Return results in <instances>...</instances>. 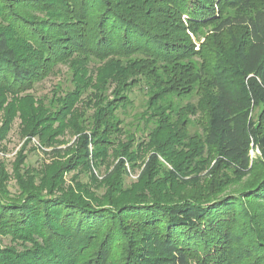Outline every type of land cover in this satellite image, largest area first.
Wrapping results in <instances>:
<instances>
[{"label": "trees", "instance_id": "1", "mask_svg": "<svg viewBox=\"0 0 264 264\" xmlns=\"http://www.w3.org/2000/svg\"><path fill=\"white\" fill-rule=\"evenodd\" d=\"M257 1L0 0V140L17 117L27 138L12 173L0 158V264H264ZM59 64L72 87L25 93ZM135 87L147 100L131 128ZM33 137L52 148L37 169ZM128 167L143 168L129 185Z\"/></svg>", "mask_w": 264, "mask_h": 264}, {"label": "rangeland", "instance_id": "2", "mask_svg": "<svg viewBox=\"0 0 264 264\" xmlns=\"http://www.w3.org/2000/svg\"><path fill=\"white\" fill-rule=\"evenodd\" d=\"M257 8H262L264 9V0H258L256 3ZM227 13L229 14H233L232 10H228ZM207 29L209 28H205V29H201V35H200V40H198L196 42V37L194 35V41L197 44V48L198 49L200 47V44L204 41V35L207 31ZM242 31V29H240ZM239 30V31H240ZM199 60L200 57L195 58V60ZM91 63V67H95V65L98 64V62L92 60L90 61ZM60 87V89H64V90H68V88L72 87V83H71V69L69 65L66 64H59L56 66L55 68V72L54 74H51L50 76H48L47 78H45V80L39 81V83H37L34 88L29 89L28 91H25V93H32L34 94L37 99H40L42 97H45L47 100H50L53 96H54V91H56V87ZM24 93V94H25ZM22 92V96L24 95ZM131 98L133 100V106L129 108V110L127 111V114H124L123 119L126 120V124H128L129 127L131 128H135L139 122L138 116L140 115V113L145 110V102L147 100V93L144 90H140L139 88L135 87L133 88L132 92H131ZM174 102H176L179 105H184L187 103H192V104H196L197 100H198V95L196 92L194 93H189V94H185L184 96L178 97L176 95H174V98H172ZM260 111V106L256 105L253 108L252 114L251 116H253V120L257 119V115ZM5 115V110H0V127L3 125V116ZM193 118V117H192ZM197 120H199L197 118ZM20 118H15L13 120V127L12 129L9 131V133L5 136L4 139L0 140V158L3 161V163L5 164V166H7V171H9V173H12V163L14 161V159L17 157V155L20 152V149H22V146H24V143L26 142L27 138L22 137L19 134V128L21 126L20 123ZM198 122V121H197ZM193 130H198L199 128L196 124L195 127H193ZM138 134H141L140 132H138ZM62 139H64L65 142H67V144H59L58 147H67L70 144L74 143L76 137L73 135H69V134H65V137H63ZM252 149L250 151V157L253 160L257 161L261 158L262 155V151L261 149L256 146V145H252ZM25 147V146H24ZM51 147H45L43 145H41L39 138L37 137H33L30 142L27 143L26 145V150L25 152H23L24 154L27 155V159H26V165L27 166H31V167H35L33 169H37L38 167L42 166V162L43 161H47L49 160V155L47 154V152L51 151ZM128 178H127V185H129L132 181H136L143 168H137L136 170H132L130 169V167H128ZM77 173L76 171H72L71 174H69L67 176L68 179V183L70 184V177L73 176V174ZM100 175V174H99ZM98 175V176H99ZM13 177L10 178L9 180V188L11 190L12 193L16 192L18 190L17 187V183L16 180H14ZM82 180H84L85 182L88 181V173H83L81 175Z\"/></svg>", "mask_w": 264, "mask_h": 264}]
</instances>
